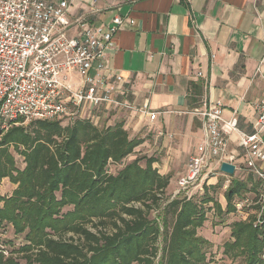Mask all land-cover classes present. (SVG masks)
I'll list each match as a JSON object with an SVG mask.
<instances>
[{"label": "trees", "instance_id": "16d2710c", "mask_svg": "<svg viewBox=\"0 0 264 264\" xmlns=\"http://www.w3.org/2000/svg\"><path fill=\"white\" fill-rule=\"evenodd\" d=\"M200 84L190 83V100L202 95ZM61 117L18 118L0 127V186L5 178L16 185L10 194L0 192V227L10 224L24 238L17 250L0 241L7 251H0V264H206L210 240L200 229L208 211L220 217L237 212L247 193L264 190L248 172L249 179H230L225 208L210 192L217 186L205 184L202 198L173 197L166 192L172 176L159 171L157 158L126 160L144 138L130 136L123 123L78 117L64 124ZM112 163L121 167L113 172ZM252 207L255 215L232 223L224 254L242 258L241 264H264L261 206Z\"/></svg>", "mask_w": 264, "mask_h": 264}, {"label": "crops", "instance_id": "0c3cea01", "mask_svg": "<svg viewBox=\"0 0 264 264\" xmlns=\"http://www.w3.org/2000/svg\"><path fill=\"white\" fill-rule=\"evenodd\" d=\"M70 12L93 25L123 19L103 60L105 81L120 104L87 106L84 117L100 125L123 123L130 136L144 138L142 147L156 162L162 153L158 169L173 183L169 160L189 159L205 136L194 110L220 100L224 119L237 118L228 148L241 169L240 133L254 131V103L264 96V0H71ZM72 81L78 87L81 78L73 73ZM192 81L203 87L198 101L188 98ZM146 102L157 112L154 119L143 111Z\"/></svg>", "mask_w": 264, "mask_h": 264}, {"label": "built area", "instance_id": "2783aa9c", "mask_svg": "<svg viewBox=\"0 0 264 264\" xmlns=\"http://www.w3.org/2000/svg\"><path fill=\"white\" fill-rule=\"evenodd\" d=\"M71 0H0V127L7 129L18 118H55L83 113L87 106L120 104L104 76V58L114 47L123 19L93 25L85 16L70 12ZM96 68L97 72L91 74ZM261 70V68H258ZM73 73L81 82L74 87ZM119 80L122 78L117 77ZM143 111L154 119L157 112ZM257 113L252 133H240L245 167L264 188V96L254 103ZM194 113L202 118L205 136L188 161L187 172L177 181L173 197L190 198L223 162L234 161L228 133L237 129V118L223 117L220 100ZM228 185H226L227 187ZM260 204L257 222H264V190L246 196L237 209ZM0 251L7 253L0 242Z\"/></svg>", "mask_w": 264, "mask_h": 264}, {"label": "rangeland", "instance_id": "374dc122", "mask_svg": "<svg viewBox=\"0 0 264 264\" xmlns=\"http://www.w3.org/2000/svg\"><path fill=\"white\" fill-rule=\"evenodd\" d=\"M78 117H84L83 113L80 112V113H75L74 115H63L61 117V119H62L64 124H67L68 122H71ZM146 149L143 147L142 148L138 147L137 154L130 155L129 157H127L126 160L127 161L132 160L137 155H144V154L148 155V154H150V152L147 151ZM14 154L16 156L17 165L19 167H23L24 166L23 157L21 155L17 154L16 152H14ZM158 156H159L158 162H155L154 165L156 167H158L159 169H161L162 163L160 162V157L162 156V153L158 154ZM188 161H189L188 157L185 159L183 158V159H179V160H174V159L169 160V163H171V166L174 163V165H173V176H175V178L173 180V183L170 182L171 185H169V187L166 191L168 195L173 194L174 191L177 189L176 177H178L184 173L186 165H188ZM120 167H121V164H113L112 163L110 169L113 172H115ZM218 174H221L218 177V179H219L218 182L220 180H222L223 181L222 185H219L218 183L217 184H209V181L205 184H207L209 186H217L215 190L211 188L210 192L221 203L223 202L222 205L226 207L227 202H226V198L224 196V192H225L226 188L228 187V186L226 187V185H228L230 183V179L232 178V176L240 178V179H249L250 174L248 173V170L245 167V165H242L240 170H235V172L233 174H228V173L222 171L221 169L217 168L211 177L216 176ZM254 180H255V178H254ZM12 187H13V184L10 182V180L8 178H5L2 181L1 186H0L1 194H7L8 189L10 190ZM195 193L199 194L198 196L200 198H202L203 194H204V189L202 192L196 191ZM180 195H183V194L180 193ZM246 196L254 197V194L253 193H247ZM206 206H212V203H208ZM252 206L246 205L244 208L239 209L237 212H232V213H229V214L224 215L222 217L217 216L215 214L214 209L208 211L207 223H206V225H204L205 226L204 229H201V231H202L201 234H203V236H205V237L208 236V238L210 240V244L206 246V250H207V262H206V264H241L242 263V258L232 259V258H229L228 256H226L224 254V245L229 240H232L231 225L235 220L243 218L245 215H247L249 213L254 214V215L256 214L257 209L253 208ZM1 240H4V242H6L8 247L11 249H14V250H17L22 245V243L24 242L23 235H16L13 232V229H12L10 224H5V225L0 227V241Z\"/></svg>", "mask_w": 264, "mask_h": 264}, {"label": "water", "instance_id": "95a60500", "mask_svg": "<svg viewBox=\"0 0 264 264\" xmlns=\"http://www.w3.org/2000/svg\"><path fill=\"white\" fill-rule=\"evenodd\" d=\"M221 170L228 173V174H233L236 170V166L235 164L231 163V162H223L221 165Z\"/></svg>", "mask_w": 264, "mask_h": 264}]
</instances>
